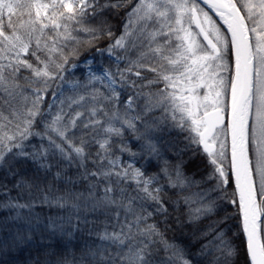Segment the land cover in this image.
Listing matches in <instances>:
<instances>
[{
	"label": "snow or ice",
	"instance_id": "obj_1",
	"mask_svg": "<svg viewBox=\"0 0 264 264\" xmlns=\"http://www.w3.org/2000/svg\"><path fill=\"white\" fill-rule=\"evenodd\" d=\"M0 264H264V0H0Z\"/></svg>",
	"mask_w": 264,
	"mask_h": 264
},
{
	"label": "trees",
	"instance_id": "obj_2",
	"mask_svg": "<svg viewBox=\"0 0 264 264\" xmlns=\"http://www.w3.org/2000/svg\"><path fill=\"white\" fill-rule=\"evenodd\" d=\"M240 241H237V243H239Z\"/></svg>",
	"mask_w": 264,
	"mask_h": 264
}]
</instances>
